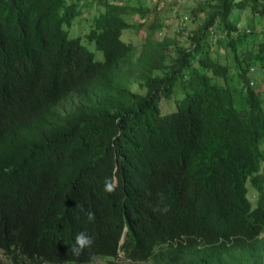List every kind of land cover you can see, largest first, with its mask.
Here are the masks:
<instances>
[{"label": "trees", "instance_id": "16d2710c", "mask_svg": "<svg viewBox=\"0 0 264 264\" xmlns=\"http://www.w3.org/2000/svg\"><path fill=\"white\" fill-rule=\"evenodd\" d=\"M144 1L0 0V250L11 264L121 253L264 264V28L245 47L237 18L264 22V0L199 5L189 47L157 39V18L137 48L123 35L144 27L130 20L151 13ZM214 44L232 65L211 57ZM177 87L176 110L162 113Z\"/></svg>", "mask_w": 264, "mask_h": 264}, {"label": "rangeland", "instance_id": "374dc122", "mask_svg": "<svg viewBox=\"0 0 264 264\" xmlns=\"http://www.w3.org/2000/svg\"><path fill=\"white\" fill-rule=\"evenodd\" d=\"M144 1V0H143ZM159 4L162 5L161 9H157V0H145L143 2V6L146 9H150L151 13L147 18L143 20H138V17H132L130 20L132 23L139 25L144 24L143 28L138 30H130L126 31L123 35V39L126 42L133 43L137 48H139L142 43L145 41L147 37V29L148 26L153 23L157 18L163 24V28L156 33L157 39H163L164 37L175 38L180 41L182 45L189 47L194 40L195 33L199 27L204 22L206 17L205 13L200 14V16L196 17L193 14V11L197 9L199 5H204L208 3L210 0H158ZM132 3L136 4L137 0H131ZM238 16V15H237ZM181 17H184L185 24L179 25L178 21ZM238 18V26L241 33H247L248 39L245 40L244 46L248 47L251 45V42L256 37H259L262 34L264 28V22L260 20L258 16L250 14L248 12H243ZM89 21L87 19H82L80 23H75L73 35H83L88 30ZM87 29V30H86ZM211 57L221 62L222 64H231L232 60L231 56L228 54L226 49L220 44L211 45ZM90 50L97 55L98 60L103 59V55L101 52H97L94 44L90 45ZM253 74L251 76L252 81L255 82L259 78L258 71H252ZM137 90V86L133 87ZM183 97L182 93L179 91V88H175L173 96L171 99H163L161 102V110L162 113H169L176 110V100L181 99ZM238 100L241 106L244 103V99ZM264 147V145H263ZM250 197L252 201H254V192L250 191ZM262 240L264 241V236H262ZM121 259L116 261L115 259H101L98 258L95 263L92 264H130L128 261L124 260L123 255L121 254ZM0 260L4 264H11V261L7 259V257L0 250ZM23 264H30L29 262ZM49 264V263H47ZM53 264V263H52ZM141 264V263H140Z\"/></svg>", "mask_w": 264, "mask_h": 264}, {"label": "clouds", "instance_id": "9594fccd", "mask_svg": "<svg viewBox=\"0 0 264 264\" xmlns=\"http://www.w3.org/2000/svg\"><path fill=\"white\" fill-rule=\"evenodd\" d=\"M238 28H239V26H238ZM215 33V32H214ZM216 34V33H215ZM217 35V34H216ZM213 38H214V36H213ZM216 38H219V39H223V36L222 35H217V37ZM210 41H214L213 39H212V37H211V39H210ZM254 83V82H253ZM253 83H251V85H253ZM250 199H251V197H250ZM251 201H252V199H251ZM264 236V235H263ZM261 239H262V237H261ZM124 243V239L121 241V244H123ZM122 255H123V253H121ZM121 256V255H120ZM123 257H124V255H123ZM130 263V262H129ZM137 264H140V263H137ZM141 264H144V263H141Z\"/></svg>", "mask_w": 264, "mask_h": 264}, {"label": "built area", "instance_id": "2783aa9c", "mask_svg": "<svg viewBox=\"0 0 264 264\" xmlns=\"http://www.w3.org/2000/svg\"><path fill=\"white\" fill-rule=\"evenodd\" d=\"M185 20L186 19L184 17H181L179 19V21H178V24L181 25V26L184 25L185 24ZM211 35L214 36L215 38L217 37V35L214 32H212Z\"/></svg>", "mask_w": 264, "mask_h": 264}]
</instances>
